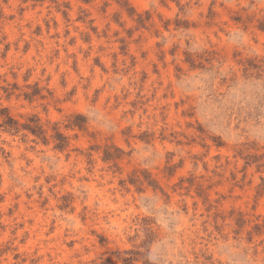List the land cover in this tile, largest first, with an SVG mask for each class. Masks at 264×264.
Segmentation results:
<instances>
[{
  "label": "rangeland",
  "instance_id": "374dc122",
  "mask_svg": "<svg viewBox=\"0 0 264 264\" xmlns=\"http://www.w3.org/2000/svg\"><path fill=\"white\" fill-rule=\"evenodd\" d=\"M145 259L264 264V0H0V264Z\"/></svg>",
  "mask_w": 264,
  "mask_h": 264
},
{
  "label": "trees",
  "instance_id": "16d2710c",
  "mask_svg": "<svg viewBox=\"0 0 264 264\" xmlns=\"http://www.w3.org/2000/svg\"><path fill=\"white\" fill-rule=\"evenodd\" d=\"M6 111L7 110L5 108H2L1 109V113H2V115H4V119H3V122H2L1 125L4 126L5 128H8V129H16L18 123L16 122V120H14L10 116H8L6 114ZM24 128L28 129L29 131H31L33 134H36V135H41V133L43 132V130L41 129V127L38 126V125L25 124L24 125ZM53 137L59 141L56 146L59 147V148L63 147L65 137L61 133H59V132H57ZM129 252H131L133 254L138 253L137 251H134V252L128 251V253ZM144 263L145 264H152L148 259H145L144 260Z\"/></svg>",
  "mask_w": 264,
  "mask_h": 264
}]
</instances>
